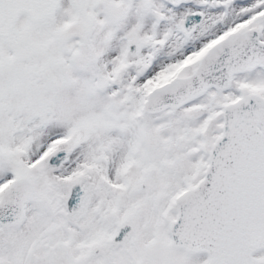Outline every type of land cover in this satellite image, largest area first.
<instances>
[{
    "label": "snow or ice",
    "instance_id": "obj_1",
    "mask_svg": "<svg viewBox=\"0 0 264 264\" xmlns=\"http://www.w3.org/2000/svg\"><path fill=\"white\" fill-rule=\"evenodd\" d=\"M0 264H264V0H0Z\"/></svg>",
    "mask_w": 264,
    "mask_h": 264
}]
</instances>
